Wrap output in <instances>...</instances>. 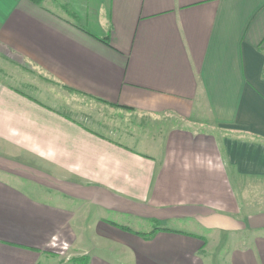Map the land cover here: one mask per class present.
I'll use <instances>...</instances> for the list:
<instances>
[{
    "label": "crops",
    "instance_id": "1",
    "mask_svg": "<svg viewBox=\"0 0 264 264\" xmlns=\"http://www.w3.org/2000/svg\"><path fill=\"white\" fill-rule=\"evenodd\" d=\"M220 247L264 264V0H0V264Z\"/></svg>",
    "mask_w": 264,
    "mask_h": 264
},
{
    "label": "rangeland",
    "instance_id": "2",
    "mask_svg": "<svg viewBox=\"0 0 264 264\" xmlns=\"http://www.w3.org/2000/svg\"><path fill=\"white\" fill-rule=\"evenodd\" d=\"M87 107V106H86ZM80 112L81 113H89L88 108L84 109V106H80ZM89 115V114H88ZM238 187V184H234V188L236 190V188ZM236 194H238L239 196V201L241 204V208H242V214H249V206H246L245 203L246 201H252V191H247V190H240L237 189ZM254 194V193H253ZM248 210V211H247ZM154 228V227H153ZM230 249V247L226 248V251H228ZM226 252L225 249L223 250L222 247H220V249L216 252H212L211 254L208 255V258H210V260L214 263V264H226L227 263V259H226Z\"/></svg>",
    "mask_w": 264,
    "mask_h": 264
},
{
    "label": "trees",
    "instance_id": "3",
    "mask_svg": "<svg viewBox=\"0 0 264 264\" xmlns=\"http://www.w3.org/2000/svg\"><path fill=\"white\" fill-rule=\"evenodd\" d=\"M29 1L32 2L33 4L39 6V5H42L45 0H29ZM121 229L129 231L128 228H126V227H121ZM158 231L159 230L156 229L153 232H151V233H149L147 235H144V236H146V238H150V237L154 236ZM73 263L74 264H88V258L87 257H83V258L75 259L73 261Z\"/></svg>",
    "mask_w": 264,
    "mask_h": 264
}]
</instances>
